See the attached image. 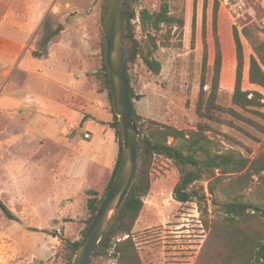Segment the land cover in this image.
Here are the masks:
<instances>
[{
	"label": "rangeland",
	"instance_id": "374dc122",
	"mask_svg": "<svg viewBox=\"0 0 264 264\" xmlns=\"http://www.w3.org/2000/svg\"><path fill=\"white\" fill-rule=\"evenodd\" d=\"M104 1L0 0V198L18 217L9 219L0 209V264H67L70 251L66 240L82 239L88 211L72 234L59 235L60 242L54 235L59 227L72 229L69 221L62 219L71 206L65 193L79 179L63 174L75 171L79 176L90 160L111 147L100 130L102 120L111 127L114 121L109 93L99 78ZM171 2L185 9L186 25L181 35L176 33L173 46L155 51L154 57L162 63L159 73L152 72L141 57L129 63L132 85L140 95L133 100L136 110L147 119L180 129H196L205 122L222 150L234 149L251 158L264 153V107L243 109L233 103L237 69L234 27L240 30L244 43L243 88L264 93L262 87L249 82L254 52L242 33L243 26L251 30L264 27V0L219 6L217 35L223 63L217 103L224 109L215 111L216 119L200 117L197 104L205 45L207 91L214 78L217 1ZM158 6L159 0H142L136 9L140 14L142 8L155 10ZM133 24L137 39L144 44L148 37L142 32L140 18ZM58 28V40L48 42V36ZM257 33L264 40V32ZM34 51L46 55L37 57ZM71 101L80 105L78 109L61 113ZM86 109L93 112V119ZM70 123L83 131L66 135L62 129ZM88 130L94 134L93 140L84 137ZM111 135L113 129L106 136ZM82 176L91 180L93 173L89 170ZM178 179L179 171L170 159L155 158L151 190L133 229L143 264H196L209 237L210 229L201 221L198 205L174 198ZM82 202L79 197L77 204ZM209 209L211 213L214 210L211 200ZM75 210L81 211L79 207ZM126 237L121 234L118 239ZM115 261L114 257H94L90 264Z\"/></svg>",
	"mask_w": 264,
	"mask_h": 264
},
{
	"label": "trees",
	"instance_id": "16d2710c",
	"mask_svg": "<svg viewBox=\"0 0 264 264\" xmlns=\"http://www.w3.org/2000/svg\"><path fill=\"white\" fill-rule=\"evenodd\" d=\"M140 2L142 0H125L122 20L129 94L133 105V117L140 136L138 171L92 258L114 257L116 261L113 264H143L134 240L133 229L144 208L145 198L151 190L154 160L161 156L170 159L179 171V179L174 187V198L181 203L195 202L198 205L201 221L210 229L209 237L196 264H264V153L251 158L234 149L222 150L218 142L209 135V125L205 122H200L196 129H180L171 124L147 119L136 110L133 100L140 95L132 85L128 73L129 63L141 57L152 72L159 73L162 63L154 57L155 51L161 46H173L176 33L181 35L186 25L185 9L173 4L171 0H159L158 9L145 7L140 9L138 14L136 7ZM219 6L220 3L217 1L214 8L216 56L213 83L210 91H207L205 73L208 49L205 45L204 73L197 104L199 116L209 119H216L215 111L224 109L217 103L223 63V53L217 35ZM103 9H105V1ZM104 13L105 10L102 18L105 27ZM137 17L140 18L142 32L148 37L144 44L136 37L133 20ZM258 31L264 32V27L251 30L243 26L242 29L254 52L250 57L249 82L264 89V40L260 39ZM60 32V28L56 29L48 36L47 41H57ZM158 33L161 35L159 36ZM240 33V30L234 27L237 69L233 103L243 109L263 108L264 93L243 88L245 54ZM33 54L38 57L46 55V52L34 51ZM99 78L111 100L114 114L112 127L119 139L120 153L104 193L89 190L90 197L87 201L89 217L85 221L83 235L114 181L123 152L121 126L115 114L112 83L107 64L105 33ZM209 200L214 206L212 213L209 209ZM0 209L9 219H18L15 212L1 198ZM121 234L128 237L119 240ZM80 241L81 239L66 240V246L70 251L67 264H72Z\"/></svg>",
	"mask_w": 264,
	"mask_h": 264
},
{
	"label": "water",
	"instance_id": "95a60500",
	"mask_svg": "<svg viewBox=\"0 0 264 264\" xmlns=\"http://www.w3.org/2000/svg\"><path fill=\"white\" fill-rule=\"evenodd\" d=\"M125 0H105L107 64L114 108L121 126L122 158L114 181L82 236L72 264H89L94 251L111 225L138 171L140 136L129 94L122 32Z\"/></svg>",
	"mask_w": 264,
	"mask_h": 264
},
{
	"label": "crops",
	"instance_id": "0c3cea01",
	"mask_svg": "<svg viewBox=\"0 0 264 264\" xmlns=\"http://www.w3.org/2000/svg\"><path fill=\"white\" fill-rule=\"evenodd\" d=\"M65 106L68 108V110H66L65 108L64 111L61 112L63 114H66V112L68 111H70L69 113H72L71 110L74 111L78 109L80 105H78V103L74 101H71V102H67ZM86 110L88 113L91 114V118L93 119L94 117L93 112L90 109H86ZM98 121H100V119ZM106 121L104 120L101 121L100 130L105 135L104 137L109 138V143L111 146L109 148V151L105 152V154L103 155L96 156L97 157L96 159L90 160L87 163L86 168L84 167V169L83 168L81 169L82 171L79 172L80 174L79 176L75 174V171L72 173L63 174L66 177L73 176L74 178L79 179V181L77 182V184L73 185L72 189L69 187L65 193L66 200H70L69 202H71L70 204L71 206H69L68 216L63 217L62 219H66L67 221H69L68 223L72 225V229L66 230L65 226L60 227L61 233L59 235L62 234L63 236L67 237L69 234L73 233V230L75 227L79 228L81 226L82 223L80 221L82 218L85 217V215H87V211H88L87 201H88V198L90 197L89 190H96L99 193L102 190L105 191L106 187L108 186L112 178V175H113V172H114V169L117 164L118 157H119V153H120V144H119V141L117 140L118 137L116 135L115 129L112 128L110 124H108V122ZM46 122H48L47 119H46ZM109 129H113V135L107 137ZM66 131L68 132V134L66 135H69L70 131L67 125H65L62 129L63 133ZM82 131H83V128L78 125V128L75 131V134H78ZM88 132L90 133V137L86 139L93 140L94 134L90 130H88ZM48 139H51V138H48ZM44 140H46V138H44ZM96 141L98 142L99 140H96ZM89 170L93 173V177L91 178V180L90 179L88 180L85 176V173H87ZM82 174H84L85 176L84 180H83ZM103 193H100V194H103ZM79 197L83 200L81 205L77 204V199ZM78 207L80 208L81 211H77V210L74 211V209H78ZM80 234L81 232H79V235ZM59 235H54L56 242L58 241L60 242Z\"/></svg>",
	"mask_w": 264,
	"mask_h": 264
},
{
	"label": "built area",
	"instance_id": "2783aa9c",
	"mask_svg": "<svg viewBox=\"0 0 264 264\" xmlns=\"http://www.w3.org/2000/svg\"><path fill=\"white\" fill-rule=\"evenodd\" d=\"M214 2L215 1H218L220 3V5H229V4H238L240 3L242 0H213ZM78 128V125L75 124V123H70L68 125V129L70 132H75L76 129ZM84 137L85 138H89L90 137V133L88 131H85L84 132ZM61 233V228L59 227L57 229V234L56 235H59Z\"/></svg>",
	"mask_w": 264,
	"mask_h": 264
}]
</instances>
